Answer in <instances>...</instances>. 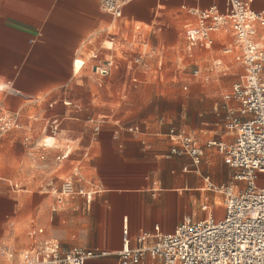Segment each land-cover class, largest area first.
Masks as SVG:
<instances>
[{
  "label": "crops",
  "instance_id": "crops-1",
  "mask_svg": "<svg viewBox=\"0 0 264 264\" xmlns=\"http://www.w3.org/2000/svg\"><path fill=\"white\" fill-rule=\"evenodd\" d=\"M226 2L135 0L116 19L100 0H0V99L21 126L0 137V181L13 190L0 188V264L53 244L109 254L91 264H119L125 231L136 249L142 236L153 243L156 228L171 234L185 218H224L215 188L243 183L208 143L234 142L227 124L240 104L228 95L245 71L225 52L228 31L191 51L185 31L196 22L189 9L225 12ZM252 8L264 15V0ZM258 34L264 48V26ZM106 63L100 76L95 66ZM172 129L198 143L199 164L171 153ZM43 164L41 187L33 177ZM65 181L73 194L60 192Z\"/></svg>",
  "mask_w": 264,
  "mask_h": 264
},
{
  "label": "built area",
  "instance_id": "built-area-1",
  "mask_svg": "<svg viewBox=\"0 0 264 264\" xmlns=\"http://www.w3.org/2000/svg\"><path fill=\"white\" fill-rule=\"evenodd\" d=\"M135 0H100L104 12L116 19L123 16L124 8ZM254 0H227L226 11L218 7L189 9L196 22L186 27L185 40L191 51L194 48H210L216 35L230 31L234 45L227 54L244 67V74L232 87L228 98L240 104L239 116L233 115L227 124L235 132L234 142L224 144L210 141L227 157L234 170V180L243 183L242 188L222 186L218 189L225 197V216L205 221L185 218L171 234H158L152 244H146L150 236L138 239L140 246L129 247L125 231V246L117 255L119 264H141L150 257L163 264H264V48L258 43V29L264 26V15L252 8ZM98 56H94L97 59ZM111 64L96 65L100 76L109 75ZM21 128L19 114L7 109L0 99V137L13 129ZM53 132L58 125L52 126ZM137 128H130L136 131ZM178 136V145L172 148L174 155L190 156L194 164L201 161L198 143L185 132L170 131ZM68 153L57 158L67 159ZM60 192L73 194V184L65 181ZM3 253H9L7 246ZM107 252L84 248L66 249L57 244L35 253H24L21 264H91L106 257Z\"/></svg>",
  "mask_w": 264,
  "mask_h": 264
},
{
  "label": "rangeland",
  "instance_id": "rangeland-1",
  "mask_svg": "<svg viewBox=\"0 0 264 264\" xmlns=\"http://www.w3.org/2000/svg\"><path fill=\"white\" fill-rule=\"evenodd\" d=\"M228 35H232L230 31H228ZM241 73H243V70H242L240 67H236V68H233V69L230 71L229 75H230V77L233 78L234 80H237V79L239 78V75H240ZM38 147H39V151H40V152H43L44 150H45V151L48 150V148L44 146V142H41V143L38 145ZM42 160H43V161H46L47 159H46V158H42ZM46 167H47V166H46L45 164H43V165H42V169L39 171V173H38V174H35L34 177H33V180H37V181H39L38 184H39V186H41V187H42L41 182L44 181V180L41 178L40 175H43V174L45 173L46 170H44V168H46ZM22 175L24 176L23 180H24V185H25L26 181L28 180V176H27V174H22ZM1 183H3V184H1ZM15 184H17V183L14 182V184H13L14 187L16 188ZM18 185H19V188H20L19 190H21V192H23V190L26 189V187L23 186V185H21L20 183H18ZM2 186H3V187L5 188V190H7V191H10V192L13 191V190H11V188H10L8 182L0 181V188H1Z\"/></svg>",
  "mask_w": 264,
  "mask_h": 264
},
{
  "label": "bare ground",
  "instance_id": "bare-ground-1",
  "mask_svg": "<svg viewBox=\"0 0 264 264\" xmlns=\"http://www.w3.org/2000/svg\"><path fill=\"white\" fill-rule=\"evenodd\" d=\"M79 64H80V62H78V65H79ZM82 65H83V62H82ZM82 65H81V66H82Z\"/></svg>",
  "mask_w": 264,
  "mask_h": 264
}]
</instances>
